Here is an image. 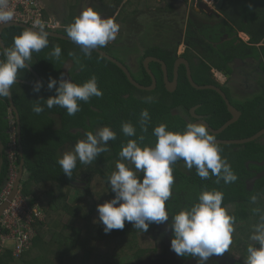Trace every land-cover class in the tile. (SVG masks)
Segmentation results:
<instances>
[{"label":"trees","instance_id":"1","mask_svg":"<svg viewBox=\"0 0 264 264\" xmlns=\"http://www.w3.org/2000/svg\"><path fill=\"white\" fill-rule=\"evenodd\" d=\"M99 1L103 4V9L113 7L110 13L111 17L119 11V18L115 21L119 26L133 15L144 11L167 9L163 0ZM255 1L257 0H225L223 16L219 17L222 22L215 26H211V24L218 19L205 13L194 12L200 20L197 18V20L189 21L188 37L185 42L187 48L182 57L190 63L195 83L200 86L215 85L220 87L227 94L233 106L241 113V118L237 123L231 125L222 134L214 135L215 140L246 139L264 129V90L261 97L244 103H234L227 89L213 78V71L222 72L226 76L231 75L230 64L235 59L250 58V53L254 57L260 56L255 47L248 46L239 39L240 44H236L235 40L221 42L220 39V29L223 26L231 32L233 31L232 23L236 24L237 21H244L245 18L252 17L254 21L256 20L257 13L253 9ZM203 20L208 22H203ZM72 22H74V18L71 14L65 24L69 23L70 25ZM229 22H232V25ZM243 30L244 28L241 29V31ZM22 31L23 29L16 27L4 30L1 37L5 48L12 47L13 37ZM61 33L67 35L66 31ZM261 33L264 32L259 29L251 34L254 36V42L263 39ZM233 35H237V32H234ZM48 40L49 45L39 53L33 52L32 59L28 62L43 82L44 87L41 91L34 93L31 86L19 83H14L10 88L12 101L20 119V146L24 160V174H26V178L22 182V194L34 198V201L47 199L48 195L51 196L47 201V222L35 224L37 232L33 244L35 251L27 252L21 263L36 264L37 249L46 261L50 247H53L57 253L60 264H101L102 261L99 259L102 257L112 260L115 257L117 259V255H120L119 264L127 263L134 258L135 254L144 253L145 248L140 247L141 243L146 240L147 233L156 223L150 224L147 232H143L125 222V227L122 230H112L107 234L103 231L104 226L100 221L96 227L95 221L93 222L94 226H90L92 215L99 220L97 205L111 200L114 196L108 183V177L116 170L122 145H125L129 139L138 140V137L142 135L144 140L142 142L138 140V143L155 146L157 138L153 135V128L161 123L166 124L168 130L182 132L189 121L187 118L175 114L174 111L187 113L191 123L195 120H204L215 130L221 128L232 116L224 99L217 92L196 90L191 86L184 66L179 72L178 89L174 93H169L164 87L160 66L152 63L150 70L156 78L157 87L151 92L141 91L130 84L119 68L96 52L92 51L91 57H87L77 44L53 38H48ZM50 41L55 42L62 50L59 60L50 55L54 46L50 45ZM69 53L73 55H69ZM144 56L161 59L167 66L168 80H173L174 64L178 59L177 50L153 48L147 50ZM67 61H70L72 67L67 74L65 73L66 79L82 84L95 75L98 87L103 93L101 97H91L87 103L79 101L80 111L74 116H69L66 109L59 106H54L51 109L46 107V99L56 94L55 89H47L48 79L49 77L60 79L63 74V64ZM81 66H83L82 70ZM140 68L139 78L135 76L133 78L140 85L148 87L151 85V79L142 64ZM17 79L35 82L34 76L27 69L19 70ZM149 97L152 98L151 102H147ZM40 98H43L40 103L45 106L40 114H36L33 112L32 106ZM193 108H197L198 118L191 116L190 111ZM143 109H147L151 117L147 132L141 131L139 123L140 113ZM9 117L13 118L16 127L15 117L10 111L7 97H0V143L4 147L8 143L10 144L9 135L6 134L9 129ZM50 117L57 118L59 128H56V123ZM127 121H131L136 128V136L126 137L122 133V122ZM104 126H109L117 136L116 140L108 141V151L101 153L90 164H81L77 160L72 177L65 175L58 164L62 151L65 149L73 151L77 141L84 138L85 132L95 133L97 128ZM218 146L222 150V157L227 159L232 171L237 176V180L226 184L221 179L219 183H216L217 177L211 174L209 179L202 180L197 175L195 167L191 171L187 169V172L179 173L175 165L177 163L185 164V162L178 160L172 165L173 194L166 201L165 207L169 213L168 222L171 224L172 216L181 209L196 203L198 195L202 191L215 189L223 192L222 206H225L229 214L236 218L234 223L236 231L232 235L231 244L233 246L234 240L238 244L250 240L260 215H264V164H259L264 162V137L245 145ZM18 152L17 150V166L21 161ZM125 163L127 162L125 161ZM132 167L134 168V166ZM260 174L263 175L255 179ZM8 175L9 161L0 156V193ZM137 175L142 177L143 173H137ZM74 184L86 185L85 200L87 202L82 205V201L76 199L71 205L59 204L55 196L57 194L60 196L61 193L54 195L55 191ZM98 184H100L99 190L96 189ZM253 196L256 197L255 203L251 202ZM253 209L258 211L254 212ZM63 215L69 217L67 224L60 225L59 222L51 220L52 216L60 219ZM78 218L84 219L87 226H83L82 229L75 226V220ZM49 235L51 242L47 243L45 238ZM173 235L171 230V239ZM101 243L113 244V251L100 249L98 245ZM238 244L234 245V249H238ZM30 252L33 255H30ZM86 255L88 257H85ZM176 256L184 262L196 259L192 256L181 257L177 254ZM211 261V264H219L216 261ZM0 264L20 263H16L12 253L8 251L0 257ZM40 264H46V262L43 261Z\"/></svg>","mask_w":264,"mask_h":264},{"label":"clouds","instance_id":"2","mask_svg":"<svg viewBox=\"0 0 264 264\" xmlns=\"http://www.w3.org/2000/svg\"><path fill=\"white\" fill-rule=\"evenodd\" d=\"M39 2L45 6H42L43 19L49 24L45 16L46 3L44 0ZM14 15L9 0H0V26L12 22ZM24 26L29 28L13 37L12 47L0 49V57H3L0 59V97L10 96V88L17 82L19 70H28L31 65L28 62L32 59V53H39L49 45V33L46 31H66L68 38L80 46L82 53L87 57H91L93 50L103 48L115 40L119 31V25L110 15L109 18H102L91 7L83 10L65 30L54 28L55 26L44 29L45 24L39 19L33 22V27ZM61 51L59 45H54L50 55L59 60ZM213 73L227 77L219 71ZM62 77L63 74L60 79H48L47 89H55L56 93L46 99V107L49 109L59 106L65 108L69 116H74L80 111L79 101L87 103L91 97L103 95L95 75L82 84ZM43 87L42 81H35L32 91L39 93ZM41 100L43 98L36 100L32 106L36 114L44 110L45 105L40 103ZM151 100V97L147 98V102ZM150 122L149 111L143 109L139 120L142 132L148 131ZM13 129L17 133L15 125ZM10 130L11 127L9 132ZM121 131L126 137L136 136V128L131 121L122 122ZM153 135L157 138L155 146L138 143V140H144L142 135L138 140L129 139L122 145L116 170L108 177L114 196L111 200L97 205L99 221L103 224L106 234L112 230H122L125 222L132 224L135 229L147 232L150 224H163L169 220L165 205L172 194L174 184L172 165L178 160H183L189 171L195 167L202 180L209 179L210 174L217 177L216 183L221 179L226 184L237 180L227 159L222 157V150L215 136L205 124L189 122L182 132H174L161 123L153 128ZM116 138V132L109 126L99 128L95 133L85 132L84 138L77 141L74 150L65 152L58 164L65 175L72 177L77 160L81 164L92 163L101 153L108 151V141ZM16 145L18 146L17 134ZM137 173H143L142 177ZM223 199L224 194L219 190H204L198 195L196 203L172 216L170 227L174 235L171 249L178 256L196 257L197 264H207L211 257L221 256L228 251L232 244L236 218L222 206ZM251 202H256L255 196L251 198ZM250 239L255 244L247 247L245 264H264V215H260Z\"/></svg>","mask_w":264,"mask_h":264},{"label":"rangeland","instance_id":"3","mask_svg":"<svg viewBox=\"0 0 264 264\" xmlns=\"http://www.w3.org/2000/svg\"><path fill=\"white\" fill-rule=\"evenodd\" d=\"M71 0V3L75 6L73 8L72 16L75 19L78 17L83 10L88 7L93 8L96 12H98L102 18H109V14L111 13L113 7L104 8L103 4L99 0ZM161 1V0H158ZM166 6V10L164 11H156L149 10L139 13L137 15H133L130 19L127 20V23L124 24L122 30L123 33L120 36H116V39L109 42L107 45L111 48L110 52H118L119 56L123 58V61L126 63L127 67L134 75L140 76L141 68L144 57V53L147 49L152 47H162L169 50H177V55L180 56L185 52V42L188 37L189 31V21L197 20L198 17L195 16L196 13H204L206 12V8L201 9L200 7L195 6V4L189 5L181 3L179 0H163ZM43 6V5H42ZM45 7V6H43ZM107 9V10H105ZM254 11L257 13V16L254 18H245L244 21H237L236 24L233 23V27L236 30L240 31L238 37L241 38L244 42H249L255 45L258 52L264 56V33L263 39L260 41L254 42V36L251 35L254 31L257 32L259 29L264 32V0H257L254 4ZM103 11L106 14H101ZM46 13V12H45ZM104 15V16H103ZM115 15V14H114ZM114 15L111 17L114 19ZM213 15V14H212ZM114 17V18H113ZM199 19V18H198ZM218 20L214 21L211 26H215L219 22H222L220 18H216ZM48 20V19H47ZM200 20V19H199ZM203 22H208L207 20H203ZM49 27H54L53 23L49 22ZM209 25V24H208ZM241 31V29H243ZM231 34V32L223 26L220 29L221 39L222 41H234L237 42L236 38H230V36H223L225 33ZM232 36V34H231ZM257 39V38H256ZM251 41V42H250ZM110 55H112L110 53ZM114 56V55H113ZM142 61V62H141ZM249 64H243L242 66H236L235 74L232 79L227 80L223 74L220 77H217V73L215 74V79L227 90L229 89L231 93L232 100L235 103H244L247 101L253 100L256 95H259L262 92V88H260V83L256 80L258 79L256 76L260 75V69L257 71L256 75L250 72ZM260 72V73H259ZM263 79V78H262ZM263 82V80H261ZM175 114H179L184 118H187L189 122V115L183 111H174ZM56 128H59L58 122L56 123ZM102 128V127H99ZM97 128V129H99ZM96 129V130H97ZM95 130V132H96ZM71 151L69 149H65L60 154V158L63 156L65 152ZM176 170L181 173L187 172V167L184 163H177L175 165ZM26 178V175H23V181ZM80 182V181H78ZM94 183L92 184V186ZM86 185L74 184L70 186H66L62 190H56L54 195L57 193H61L55 196V199L59 204H68L71 205L74 200L78 199L83 203L87 202L85 200V187ZM96 189H100V184L96 185ZM173 194V190L171 189ZM58 196V197H57ZM174 196V195H173ZM50 195H48L47 199H41L45 208V222H47V201L50 199ZM83 213V211H82ZM97 215V214H96ZM98 216V215H97ZM52 221L59 222L60 225L67 224L69 217L68 215H63L60 219L58 217H51ZM95 227L98 224V218H95L92 215V220L90 221V226ZM75 226L80 227L82 229L83 226H87L84 222V219H76ZM170 222H165L163 224H155L151 228V230L146 235V240L141 243V248H145L144 253L135 254L134 258L123 264H197V258L188 262H180L179 258L176 256L175 252L171 249V227ZM60 229V227H58ZM59 229H56L57 231ZM236 231V230H235ZM234 231V232H235ZM47 243L51 242V236L45 238ZM254 241L251 239L248 241L241 242L238 244L235 240L233 241V246L228 249L221 256H213L208 261L207 264H211V260L218 262L219 264H245L247 257V247L249 245H254ZM238 244V249H234V245ZM245 245L244 247L242 245ZM100 249L112 252L113 244L107 245L101 243ZM240 247H242L240 249ZM246 248V249H245ZM35 251V247L31 249ZM30 250V251H31ZM38 253V259L36 260V264H40L41 262H46V264H60L57 253L54 251L53 247L49 248V254L46 258V261L43 259V256L39 254V249L36 250ZM31 253V252H30ZM30 255H33L31 253ZM85 257H88L86 255ZM111 259V258H110ZM102 257L101 264H119L120 255H117L112 260ZM71 260H73L71 258ZM117 261V262H116Z\"/></svg>","mask_w":264,"mask_h":264},{"label":"built area","instance_id":"4","mask_svg":"<svg viewBox=\"0 0 264 264\" xmlns=\"http://www.w3.org/2000/svg\"><path fill=\"white\" fill-rule=\"evenodd\" d=\"M184 4H195L197 7L208 6L216 10L218 0H179ZM10 7L14 9L13 21L7 24H23L33 27L37 19L49 24L43 19V7L39 0H9ZM5 24V25H7ZM222 75H217L220 77ZM11 130L9 132L10 144L8 147L9 175L0 193V207L11 195L16 184L19 172L16 166V133L13 129V120H10ZM45 208L41 199L35 200L30 196L22 194V187L17 195L10 201L9 206L0 217V257L10 251L16 263H21L23 256L33 248L37 236L35 224L45 222Z\"/></svg>","mask_w":264,"mask_h":264},{"label":"water","instance_id":"5","mask_svg":"<svg viewBox=\"0 0 264 264\" xmlns=\"http://www.w3.org/2000/svg\"><path fill=\"white\" fill-rule=\"evenodd\" d=\"M225 0H218V3L216 4L215 8L218 11H221L223 6H224ZM204 8H206V12L207 15L212 16V14L214 13V11L206 6H204ZM11 27H16V28H21L23 30L28 29L29 27L24 26V25H20V24H13V25H4V26H0V49H4V43L2 40V33L4 30L11 28ZM49 33V38H55V39H59L62 41H66L69 43H73L68 36L63 35L61 33L58 32H54L53 30L51 31H46ZM94 52H96L97 54H99L100 56H102L103 58L107 59L108 61H110L111 63H113L117 68H119L124 75L126 76L127 80L130 82L131 85H133L136 89L141 90V91H147V92H151L156 88L157 85V81L156 78L154 77V75L152 74L151 70L149 69V64L150 63H157L160 64L161 69H162V73H163V82H164V87L166 89L167 92L169 93H174L176 92V90L178 89V84H179V72H180V68L182 66H184L186 68L187 71V77L188 80L191 84V86L193 88H195L196 90H212L217 92L225 101L228 110L232 116V118L226 122L221 128H219L218 130L213 129L206 121L204 120H198L194 123H203L207 126L209 132L213 135H220L223 132H225L231 125L237 123L240 120L241 117V113L235 108V106H233V104L231 103V101L229 100L228 96L226 95V93L218 86L215 85H205V86H200L198 84L195 83L193 76H192V70H191V66L190 63L185 59V58H178L175 61L174 64V77L172 81L168 80V71H167V67L165 65V63L155 57H147L144 59L143 61V67L146 71V73L150 76L151 78V85L148 87L142 86L139 83H137L133 77L131 76L130 72L128 71V69L121 63L119 62L117 59L107 55L106 53H104L103 51H101L99 48L93 50ZM237 63L242 62L241 60H236ZM67 68V66L65 67V69ZM29 72L34 76L35 81H41L40 77L38 76V74L29 66L28 68ZM64 79H66V75H63ZM19 84H24L27 86H31L33 87V83L34 82H28V81H23L20 79H17V82ZM8 103H9V107H10V111L11 113H13L14 117H15V121H16V129H17V142H18V149H19V154H20V165L18 168V178L16 181V184L14 186V189L11 193V195L9 196V198L3 203V205L0 207V217L2 215V213L4 212V210L9 206L10 201L17 195L18 191L20 190L21 186H22V181H23V174H24V160H23V154H22V148L20 146V142H21V128H20V119L18 116V112L13 104L12 101V96H11V92H10V96L7 97ZM196 109L192 110V115L193 117H197L196 115ZM261 137H264V129L261 130L259 133H257L256 135L250 137V138H246V139H239V140H216L218 145H229V146H235V145H245L254 141H257L258 139H260ZM3 148L2 144L0 143V151ZM259 164H264V162H261ZM263 174L258 175L255 179L261 177ZM254 179V180H255ZM252 180V181H254ZM80 185H84V184H80Z\"/></svg>","mask_w":264,"mask_h":264},{"label":"flooded vegetation","instance_id":"6","mask_svg":"<svg viewBox=\"0 0 264 264\" xmlns=\"http://www.w3.org/2000/svg\"><path fill=\"white\" fill-rule=\"evenodd\" d=\"M208 7V6H207ZM204 7H202L201 9H203ZM208 8H210V7H208ZM210 9H212V8H210ZM213 11H214V13H213V15L212 16H210V17H215V18H219V17H221V16H223L222 15V10H223V8H222V10L221 11H218V10H214V9H212ZM103 11H101V13H102ZM264 12V11H263ZM206 15H207V12H204ZM104 14H106V13H104ZM117 14V16L114 18V21H116L117 20V18H119V11H117L116 13H115V15ZM110 15V14H109ZM114 15V16H115ZM209 16V15H208ZM110 18H111V16H110ZM130 19V18H129ZM128 20V19H127ZM127 20H125L124 21V23H122L121 24V26H119V31H118V34H117V36H120L121 37V35H122V33H123V30H122V28H123V26H124V24L125 23H127ZM236 33L237 32V35H233V33ZM231 34H232V36H231ZM231 34H229V33H225V34H223V36H230V38H236L237 40L239 39L240 41H242L241 40V38L240 37H238V35L240 34V31L239 30H236L234 27H233V31H231ZM66 35V34H65ZM67 36V35H66ZM229 38V37H228ZM221 39V38H220ZM224 38H222L221 39V42H224V41H222ZM242 42H244V41H242ZM251 42V41H250ZM236 44H240V42L239 41H237L236 42ZM244 44H246V45H248V46H251V47H255V45L254 44H252V43H249V42H244ZM50 45L52 46V45H56V43L55 42H53V41H50ZM186 45V44H185ZM153 48H157V49H161V50H164V49H166V48H162V47H152V48H149L150 50L151 49H153ZM187 48V47H186ZM186 48H185V51H186ZM256 48V47H255ZM101 51H103L104 53H106L107 55H109V56H111V57H113V58H115V59H117L119 62H121L127 69H128V71L130 72V74H131V76L133 77V76H135V77H137V78H139V76H137V75H134L133 73H132V71H130L129 70V68L127 67V65H126V63L123 61V58L121 57V55L119 56L118 54V52H116V53H114V52H110L111 51V48L108 46V45H106L105 47H103V48H99ZM149 49H147V50H149ZM257 49V48H256ZM146 50V51H147ZM167 50H169V49H167ZM145 51V52H146ZM110 53L112 54V55H110ZM185 53V52H184ZM183 53V54H184ZM182 54V55H183ZM251 54V55H250ZM249 55H250V58H245V59H239V60H241L242 62H240V63H237L236 62V60H238V59H235L231 64H230V66L232 67V73H231V75H227V80H229V79H232V77H234V74H235V69H236V66H242L244 63L245 64H249V66H251L250 67V72H252V73H254L255 75H256V73H258L257 71L260 69V72H261V74L260 75H258V76H256L258 79L256 80L257 82H259L260 83V88H262V92L259 94V95H256V97L254 98V99H256V98H258V97H261L262 96V94H263V90H264V56H262L261 54H260V56L259 57H254L253 55H252V53H250ZM114 55V56H113ZM182 55H180V56H178V58H181L182 57ZM148 57H154V56H148ZM145 58H147L146 56H144L143 58H142V60L144 61V59ZM155 58H157V57H155ZM183 58V57H182ZM157 59H159V58H157ZM159 60H161V59H159ZM162 61V60H161ZM152 63H150L149 64V69H150V65H151ZM157 64V63H156ZM159 66H160V64H158ZM166 65V64H165ZM67 66V68L65 69V67ZM142 66H143V62H142ZM72 67V65H71V63H70V61H67L65 64H63V67H62V71H63V75H66L67 74V72L68 71H70V68ZM167 67V66H166ZM144 68V67H143ZM160 68H161V66H160ZM181 69V68H180ZM145 70V69H144ZM192 70V69H191ZM161 71H162V69H161ZM152 72V71H151ZM214 72V71H213ZM259 72V73H260ZM66 73V74H65ZM153 74V73H152ZM141 75V74H140ZM149 76V75H148ZM217 76V75H216ZM150 77V76H149ZM155 77V76H154ZM173 77H174V69H173ZM215 77V73H213V78ZM263 78V79H262ZM134 79V78H133ZM151 79V78H150ZM162 79H163V73H162ZM135 80V79H134ZM214 80L215 81H217L215 78H214ZM261 80H263V82L261 81ZM136 81V80H135ZM137 82V81H136ZM218 82V81H217ZM164 83V82H163ZM219 83V82H218ZM220 84V83H219ZM221 85V84H220ZM222 86V85H221ZM156 87H157V85H156ZM223 87V86H222ZM156 89V88H155ZM154 89V90H155ZM228 91V93H229V95H230V98L232 99V97H231V93H230V91H229V89L227 90ZM227 95V94H226ZM233 101V100H232ZM234 102V101H233ZM235 103V102H234ZM193 109H196L197 110V108H193ZM192 109V110H193ZM192 110L190 111V114H191V116L193 117V115H192ZM196 113V112H195ZM197 115V114H196ZM197 117H198V115H197ZM53 121H54V123H57V118L56 117H50ZM193 118H196V117H193ZM241 118V117H240ZM9 120V122H8V126L10 125V120H12V118L11 117H9L8 118ZM196 121H198V120H195V122ZM194 123V122H193ZM10 127V126H9ZM13 127H14V125H13ZM6 134L8 135L9 134V129H8V131L6 132ZM9 139H10V137H9ZM3 146V145H2ZM17 146V145H16ZM8 147H9V143H8V145L6 146V147H4L3 146V148L1 149V151H0V156L2 157H5L6 159H9V156H8ZM17 149H18V146H17ZM18 151H19V149H18ZM19 153V152H18ZM19 156H20V154H18ZM4 159V158H3ZM9 161V160H8ZM16 161H17V158H16ZM16 161H15V163H16ZM2 163H3V160H2ZM20 164V163H19ZM16 166H17V164H16ZM17 168H19V166H17ZM180 262H184V261H180Z\"/></svg>","mask_w":264,"mask_h":264},{"label":"crops","instance_id":"7","mask_svg":"<svg viewBox=\"0 0 264 264\" xmlns=\"http://www.w3.org/2000/svg\"><path fill=\"white\" fill-rule=\"evenodd\" d=\"M44 1L46 3V14H45L46 19H48L50 23H53V25L55 26L54 28L60 27L62 28V30H65L66 26L69 25V23L68 24L65 23H67L69 17L73 13L72 7H74L75 5L71 3V0H44ZM116 16L117 14L114 17ZM25 175L26 174H24V176Z\"/></svg>","mask_w":264,"mask_h":264}]
</instances>
